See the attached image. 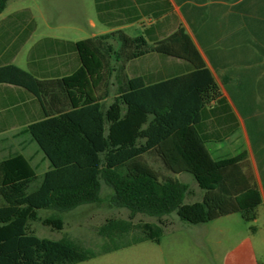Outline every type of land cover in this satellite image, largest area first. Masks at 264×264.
<instances>
[{"label": "trees", "instance_id": "1", "mask_svg": "<svg viewBox=\"0 0 264 264\" xmlns=\"http://www.w3.org/2000/svg\"><path fill=\"white\" fill-rule=\"evenodd\" d=\"M8 1L0 0V14ZM76 49L80 65L62 77L0 65V83L38 99L44 117L25 130L48 160L42 173L23 152L0 160V264H76L95 257L96 250L68 237L39 236L29 224L42 220L62 229V213L102 201L103 182L113 189L111 203L129 209L130 217L98 226L105 241L100 253L161 241L165 222H135L138 213L161 218L176 212L189 223L235 212L247 221L257 218L262 195L247 152L216 159L198 128L203 109L221 90L183 28L153 43L116 29L81 39ZM150 52L184 58L194 69L151 84L130 77L127 63ZM181 173L196 179L201 200L185 202L193 190L174 175ZM41 210L54 212L42 218Z\"/></svg>", "mask_w": 264, "mask_h": 264}, {"label": "crops", "instance_id": "2", "mask_svg": "<svg viewBox=\"0 0 264 264\" xmlns=\"http://www.w3.org/2000/svg\"><path fill=\"white\" fill-rule=\"evenodd\" d=\"M29 1L8 13L7 4L0 14V65H18L25 49L29 68H22L40 78L75 71L80 65L76 42L81 39L124 29L153 43L183 28L221 90L220 97L203 109L198 128L216 159L247 152L249 170L262 195L258 218L260 209L264 211V0ZM92 6L96 17L90 15ZM126 69L130 77L141 76L151 84L194 66L184 58L150 52L129 61ZM43 117L29 90L0 83V132L9 128L20 152L26 145L14 138L20 134L17 128ZM203 193L187 203L201 200ZM258 232L256 228L244 235L222 264H264L259 257L264 239L259 245Z\"/></svg>", "mask_w": 264, "mask_h": 264}, {"label": "rangeland", "instance_id": "3", "mask_svg": "<svg viewBox=\"0 0 264 264\" xmlns=\"http://www.w3.org/2000/svg\"><path fill=\"white\" fill-rule=\"evenodd\" d=\"M29 4V0H11L5 12L8 13L17 6ZM93 6L90 9V15L96 17V11ZM126 31L128 34L134 35L130 30ZM86 32L88 35L90 30L86 29ZM17 63L21 67L29 68L25 49L22 51ZM114 93L115 88L113 87L111 97L106 101L107 104L113 100ZM25 129L26 126L17 128L20 134L14 138L18 141H25L26 150L24 153L36 165L37 172L42 173L48 167V160L38 144L32 139L30 133ZM3 131V133L0 132V160L21 150L19 143L11 141L13 132H9V128H4ZM154 165L165 174H172L163 168L161 163L154 162ZM174 175L182 181L188 182L193 190V194L186 197L185 202L201 196L202 189L192 174ZM112 193L113 189L103 182L102 201L83 204L62 213L65 221L62 229L46 225L42 220L31 221L29 229L42 237L53 239L68 237L97 251L95 257L76 264H222L227 251L252 230L259 228V232L256 234V241H258L259 245L262 238L264 239V211L262 208L256 220L247 221L239 212H235L206 223H189L182 220L176 212L164 215L161 218L138 213L134 217L135 222H160L161 220L165 222L166 226H164L161 241L147 240L107 253H100L99 250H101L105 241L98 234V226L110 217H130L129 209L117 207L111 203L110 197ZM53 212V210H41L40 216L44 218ZM128 238L130 239V237ZM259 257L264 262V248L259 250Z\"/></svg>", "mask_w": 264, "mask_h": 264}]
</instances>
